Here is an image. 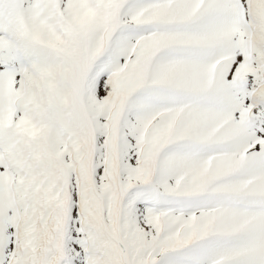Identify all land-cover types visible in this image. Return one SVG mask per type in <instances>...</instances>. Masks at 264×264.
<instances>
[{
	"label": "snow or ice",
	"instance_id": "snow-or-ice-1",
	"mask_svg": "<svg viewBox=\"0 0 264 264\" xmlns=\"http://www.w3.org/2000/svg\"><path fill=\"white\" fill-rule=\"evenodd\" d=\"M0 264H264V0H0Z\"/></svg>",
	"mask_w": 264,
	"mask_h": 264
}]
</instances>
